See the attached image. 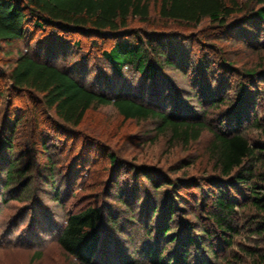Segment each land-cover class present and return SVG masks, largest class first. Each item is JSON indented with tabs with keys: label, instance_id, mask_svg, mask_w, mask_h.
I'll return each mask as SVG.
<instances>
[{
	"label": "trees",
	"instance_id": "trees-1",
	"mask_svg": "<svg viewBox=\"0 0 264 264\" xmlns=\"http://www.w3.org/2000/svg\"><path fill=\"white\" fill-rule=\"evenodd\" d=\"M152 8L158 11L162 20L171 23L197 26L204 20H209L210 27L219 31L221 38L230 37L247 43L254 50L264 51V0H247L245 4L239 0H0V42L11 45L27 37L30 39L36 32L43 33L49 27L65 33L105 37L114 42L102 49L101 55L117 79L131 71L146 82L155 83L161 82L162 74L169 70L188 76V72L194 67V89L199 87L198 91H193L194 100H198L200 105L210 102L212 107L227 103L228 96H219L208 79L212 74V61L207 54L200 52L206 48L200 47L197 50L193 47L191 52L187 49L180 50L176 41L183 37L181 35L166 32L141 34L131 26V21L135 18L148 21ZM193 38L202 41L200 38L196 39V36ZM58 39L50 34L44 35L36 42L33 50L26 49L17 53L5 74L12 83V89L40 94L42 104L54 110L64 123L73 127L80 126L93 107L113 105L126 119L153 121L158 133L168 134L172 140L181 144L189 145L208 131L212 134V139L207 155L217 172V176L205 179L211 185L209 193L203 190L201 181L198 182L195 178L171 179L160 176L156 179L146 169L141 173L152 183L155 191L153 215L159 213L161 207L165 208L160 218L159 238L170 244L176 242L178 251L166 255L165 247L168 245L159 247L160 242L156 241L146 244L144 248L141 246L137 259L132 263L116 260L115 255L114 261L111 259L100 262L97 257L105 254L102 252L103 248H100L104 231L101 221L126 230L125 223L132 218L128 217L130 220L127 221L123 214L119 216L120 214L111 213V209L102 205L90 204L78 212L70 213L60 229L57 242L64 253L80 264H193L190 246L194 247L195 252L203 251L202 247L209 249L203 241L211 240L217 233L227 248L233 246L234 236L239 235L241 226H244L238 216L240 207L254 213L248 225L251 235L264 239V118L260 119L256 115L258 95L264 92L259 88L260 84L264 85V70L253 69L240 73L235 86L234 102L231 101L224 110L225 115L218 119V126H212L207 121V110L201 111L189 98L187 100L180 97L174 105L169 104L170 111H165L168 99L157 88H152L149 96L145 90L132 96L104 91L99 83L96 85L100 88L88 87L77 76L73 65L59 64V59L63 54L66 56V52L57 47ZM69 43L79 47L78 41L68 40ZM221 66L230 69L228 71L232 70L231 63L227 64L226 61ZM232 71L237 72L236 69ZM206 82L210 83L205 84ZM9 116L7 114L4 117L3 129L7 132L0 133V173L5 177L2 187L4 197L13 195L20 188L22 193L31 191L34 183L38 182L37 178H41L44 184L54 186L57 163L53 157L48 155V162L44 164L22 165L23 157L16 153L22 151L17 149L15 140L25 116ZM249 126H256L263 140L252 142L244 132ZM38 130L39 127H35V134ZM39 144L42 146L41 152H51L48 138L42 132ZM110 161L114 167H118L116 155L111 154ZM132 171L136 172L137 178L141 175L136 167ZM119 179L117 174L112 186L114 197L130 213L139 203L137 204L135 195L131 198L133 193ZM185 181L200 189L202 195L195 205L207 209L206 217L214 223V231L211 232L204 226L200 236L194 237L191 231L198 228L186 222V229L190 230V234L174 232L172 222L179 208L177 201H182L180 192ZM245 190L248 192L246 197ZM54 192L56 199H60V190L55 188ZM207 195L211 198L209 206ZM241 199L247 201L242 202ZM145 208H141L143 213ZM120 228L119 233L121 231L130 236V232L126 234ZM146 231L149 237L153 234L151 227ZM240 248L241 254L229 258L227 264H264L263 251L249 246ZM202 259L196 257L197 264H204Z\"/></svg>",
	"mask_w": 264,
	"mask_h": 264
},
{
	"label": "rangeland",
	"instance_id": "rangeland-1",
	"mask_svg": "<svg viewBox=\"0 0 264 264\" xmlns=\"http://www.w3.org/2000/svg\"><path fill=\"white\" fill-rule=\"evenodd\" d=\"M239 1L242 4L247 3V0ZM131 26L141 34L166 32L181 35L183 37L176 41L180 50L187 49L191 52L193 47L197 50L200 47L206 48L200 52L207 54L212 61V74L208 79L219 96L225 94L228 96L227 103L220 107H212L210 102L200 105L198 100H194L193 91L199 90L198 86L194 89V67L188 72V76L179 71L169 70L166 74H162L161 82L155 83L146 82L131 71L125 72L124 77L117 79L112 75L101 55V50L108 48L114 42L105 37L65 33L49 27L43 33L36 32L30 39L27 37L11 45L0 42V133L7 132L3 129L4 117L7 114L10 118L18 114L24 115L25 119L19 127L18 138L15 140L17 149L22 151L16 152L23 157L22 165L47 163L48 155L57 163L54 186L44 184L41 178H37L38 182L34 183L31 191L22 193L20 188L14 191L15 195L12 193L13 195H7L6 198L2 193L5 177L0 173V264H80L78 260L64 253L57 242V237L60 229L65 225L67 216L90 204L102 205L111 209V213L120 214L119 216L123 214L122 216L126 217L124 220L128 221L130 220L128 217L132 218L125 223L126 230L101 221L104 231L100 248H103L102 252L105 254L97 257L100 262L115 260V255L116 260L132 263L137 259L141 246L144 248L146 244L156 241L160 242L159 247L168 245L165 247L166 255L178 251L176 242L170 244L169 241L167 243L159 238L160 218L165 208L161 207L160 212L153 215L155 191L152 183L141 173L146 169L156 179L160 176L171 179L195 178L198 182L201 181V187L209 193L211 185L205 182V179L217 176L207 155L212 134L206 131L199 140L189 145L181 144L172 140L168 134L158 133L153 121L126 119L113 105L93 107L84 122L78 127H73L64 123L54 110L44 106L40 94L14 90L11 88L12 83L5 77L18 52L33 50L42 36L50 34L57 39L60 38L56 40V45L59 50L66 52V56L63 54L59 59V64L73 65L77 76L88 87L100 88L96 85L99 83L104 91L132 96L143 93L144 90L149 96L152 88L153 90L157 88L164 92L168 99L165 111H170V103L174 105L181 98L187 100L189 98L201 111L207 110V121L210 125L218 126V119L224 117V110L235 97V86L240 73L253 69L264 70V51L254 50L247 43L230 37L221 38V33L210 27L209 20H204L197 26L171 23L162 20L158 11L152 8L151 18L148 21L135 18L131 21ZM193 36L202 41L195 40ZM68 40L78 41L79 47L72 43L68 44ZM202 43L204 45H201ZM223 61L227 64L231 63L232 70L236 69L237 72L223 68L221 66ZM165 83H167L166 87ZM227 88H230L229 91H226ZM259 88L264 90V85L260 84ZM256 115L260 119L264 118V92L258 95ZM35 127H39L37 134ZM222 129L226 130V127L222 126ZM40 132L48 138L51 146V152L48 154L41 152ZM244 132L252 142L263 140L256 126H249ZM111 154L117 157V168L110 161ZM133 167H136L137 172L141 174L138 178L136 172L132 171ZM117 174L120 176L119 182L129 187L128 189L133 193L131 198L136 196V202L139 203L130 213L127 212V207L114 197L112 186ZM184 184L180 192L182 201H177L179 208L172 222L174 232L190 234V230L186 229V222L198 228L191 231L194 237L200 236L201 228L204 226H207L211 232L214 231V223L206 217L207 209L195 205L202 195L200 189L188 185V182ZM16 185L14 184V187H17ZM55 188L60 190V199L55 197ZM245 193V197L248 196V192ZM206 199L209 206L210 196L207 195ZM241 201L247 200L241 199ZM143 207H146L144 213L141 209ZM253 214L249 209L239 208L238 216L244 226H241L240 234L234 236L232 247L227 248L218 233L211 240L203 241L205 246L210 247L209 249L202 247L203 251L195 252L194 247L190 246L192 263L197 264L196 257H202L204 264H227L229 258L241 254V246L257 248L264 252V239L251 235L248 229ZM148 227L153 228L150 237L146 233ZM119 228L126 234L130 232V236L122 234L121 231L119 233ZM212 250L215 253H212ZM39 252L40 255H37ZM166 255H164L165 259Z\"/></svg>",
	"mask_w": 264,
	"mask_h": 264
}]
</instances>
